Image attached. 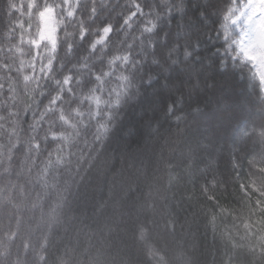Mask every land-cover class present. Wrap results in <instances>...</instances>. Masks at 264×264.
Segmentation results:
<instances>
[{"label":"trees","instance_id":"16d2710c","mask_svg":"<svg viewBox=\"0 0 264 264\" xmlns=\"http://www.w3.org/2000/svg\"><path fill=\"white\" fill-rule=\"evenodd\" d=\"M33 2L45 0H0V264H264V91L251 64L230 51L224 80L190 96L161 76L97 118L92 91L49 103L31 79ZM222 2L194 0L216 19Z\"/></svg>","mask_w":264,"mask_h":264},{"label":"snow or ice","instance_id":"6c2138e0","mask_svg":"<svg viewBox=\"0 0 264 264\" xmlns=\"http://www.w3.org/2000/svg\"><path fill=\"white\" fill-rule=\"evenodd\" d=\"M180 6L178 0H114L113 3L108 0H45L40 7L33 2L37 26L43 17L52 19L53 25L51 33L40 31L31 42L36 46V60L39 62L38 69L35 62L30 65L31 79H36L38 71L39 80L44 81L43 88L47 90L45 95L50 97L49 103L59 93L60 99L56 100L58 104L66 96H71L72 104L75 105L80 102V97L75 95L77 91L81 95L90 93L89 82L94 79L91 66L81 69V73L86 75L77 83L67 74L62 79L59 74L54 75L57 72L55 61H45L39 55V46L45 41L50 52H57L61 48L59 33L70 29L74 37L71 54L76 55L81 46L90 47L93 54L103 53L99 59L101 62L107 61L110 75L118 74L127 86L126 76L118 71L119 64L130 59L126 53L136 50L145 59L154 55V50L162 44L159 34L161 27L175 19ZM9 7L16 11L14 6ZM162 11L164 15H161ZM213 15L217 16L214 35L221 41L217 51L223 52L222 62H226L230 58V51H235L232 41L250 35L256 20H264V0H223L213 10ZM117 37L123 38L119 47L116 46ZM173 54L174 50H170L169 55ZM84 63L87 64V61ZM60 71L63 72V69ZM261 102L264 103V100Z\"/></svg>","mask_w":264,"mask_h":264},{"label":"clouds","instance_id":"9594fccd","mask_svg":"<svg viewBox=\"0 0 264 264\" xmlns=\"http://www.w3.org/2000/svg\"><path fill=\"white\" fill-rule=\"evenodd\" d=\"M208 6H212V0H209ZM201 13L194 0H183L175 19L161 27L159 34L162 44L154 50V55L145 59L136 50L126 53L130 59L118 66V71L123 72L127 78V86L124 83V90L120 94L122 107L139 102L143 88L158 81L161 76L170 84L178 85L179 91H186L190 96L197 93L196 86L201 80H207L209 77L224 80L227 77L228 69L218 68V64L224 63L216 55L221 43H213L208 35L215 27L216 18L211 15L205 18V14ZM164 14L162 11L161 15ZM122 39L117 37V47ZM73 41L74 37L70 31L67 37L60 40L61 48L55 53L49 51L47 41L41 43L44 60L55 61L57 72L54 75L59 74L62 79L63 75L67 74L79 82L86 75L81 73V69L91 66L94 79L89 82L88 90L100 91L102 85H109L110 80L107 77L110 72L107 61L101 62L99 59L103 53L93 54L90 47L81 46L79 52L72 55ZM170 50H174L175 58L169 55Z\"/></svg>","mask_w":264,"mask_h":264},{"label":"rangeland","instance_id":"374dc122","mask_svg":"<svg viewBox=\"0 0 264 264\" xmlns=\"http://www.w3.org/2000/svg\"><path fill=\"white\" fill-rule=\"evenodd\" d=\"M52 25V19L43 17L40 31L51 33ZM232 43L235 45V58L251 64L264 91V20L257 19L250 35L242 36L239 41L233 40ZM107 79L110 80L109 85H102L100 91L93 90L89 95V99L94 103V113L97 118L109 114V109L118 103L120 94L124 90V81L119 79L118 74L109 75ZM101 128L105 130L106 123L102 122Z\"/></svg>","mask_w":264,"mask_h":264}]
</instances>
